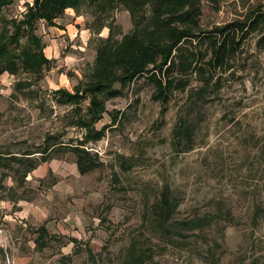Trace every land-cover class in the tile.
Listing matches in <instances>:
<instances>
[{"label":"rangeland","instance_id":"rangeland-1","mask_svg":"<svg viewBox=\"0 0 264 264\" xmlns=\"http://www.w3.org/2000/svg\"><path fill=\"white\" fill-rule=\"evenodd\" d=\"M32 3L15 0L3 8L0 32L4 19H21ZM258 9L264 10V0L203 1L201 29L245 20ZM92 21L85 5L66 11L56 26L37 23L50 68L40 80L24 72L1 76L0 153L42 151L51 137L74 146L83 140L85 130L74 124L79 111L58 105L53 92H73L93 67L97 47L109 37L120 40L133 26L122 7L99 32ZM262 36L245 42L206 104L190 101L191 89L175 92L161 119L145 78L109 100L108 112L122 115L111 126L106 114L96 125H110L105 137L85 146L105 163L94 172L81 175L69 151L47 162V176L28 175L20 186V174L1 169L0 264H264ZM192 79V87L198 85ZM26 81L31 86L19 91L17 83ZM180 116L195 127L188 151L173 137ZM16 167L20 173L28 168ZM166 189L176 208L164 231L156 216ZM195 218L199 228L181 225ZM43 226L53 239L41 250L35 240Z\"/></svg>","mask_w":264,"mask_h":264},{"label":"trees","instance_id":"trees-1","mask_svg":"<svg viewBox=\"0 0 264 264\" xmlns=\"http://www.w3.org/2000/svg\"><path fill=\"white\" fill-rule=\"evenodd\" d=\"M14 1L0 0V11ZM203 1L219 3V0H33L21 19H4L0 32V78L5 73L16 76L24 72L35 76L36 80L41 79L43 71L51 64L36 34L40 21L56 26L55 21L66 11H79L86 5L92 11V26L98 32L120 7L129 13L133 26L120 40L109 37L97 47L93 67L73 92L66 89L53 92L58 105L75 106L79 111L74 124L85 130L83 140L74 146L51 137L42 151H28L21 156L0 153V170L11 169L16 175L20 174L17 178L20 186L39 165L66 151L75 155L81 175L103 167L105 163L85 146L102 140L109 126L121 119V112H108L107 102L125 96V91L142 78L154 87L153 99L161 105V119L168 112L175 92L191 89L190 101L195 97L199 104H206L209 95L221 89L220 76L232 68L233 60L253 34L263 35L258 46L264 49V10L253 11L245 20L204 31L200 25ZM193 77L198 82L194 87ZM25 86L30 87L31 82L17 83L19 91ZM85 102L88 106L84 110ZM106 114L111 119L110 125L97 129L96 125ZM194 130L189 117L180 116L173 132L175 145L187 144L185 150H191ZM35 154H40V158H35ZM15 164L28 168L20 173ZM4 176L7 175L4 173L1 178ZM175 208L172 194L166 189L157 209L158 227L166 230ZM200 221L195 218L181 225L188 229L199 228ZM37 233L35 243L42 250L53 237L45 226L37 229Z\"/></svg>","mask_w":264,"mask_h":264},{"label":"crops","instance_id":"crops-1","mask_svg":"<svg viewBox=\"0 0 264 264\" xmlns=\"http://www.w3.org/2000/svg\"><path fill=\"white\" fill-rule=\"evenodd\" d=\"M70 11V10H68ZM78 169V168H77ZM49 174V167H47V162L41 164L40 166H38L35 170H33L30 174H29V179H36V180H40L41 178L47 176ZM28 179V177H27ZM5 206V202H0V208L1 206ZM5 218H8L7 216H5Z\"/></svg>","mask_w":264,"mask_h":264},{"label":"built area","instance_id":"built-area-1","mask_svg":"<svg viewBox=\"0 0 264 264\" xmlns=\"http://www.w3.org/2000/svg\"><path fill=\"white\" fill-rule=\"evenodd\" d=\"M0 234H3V230H2V228H1V225H0Z\"/></svg>","mask_w":264,"mask_h":264}]
</instances>
